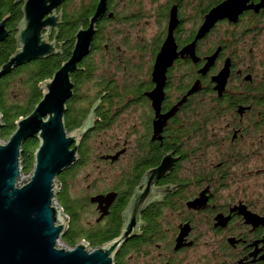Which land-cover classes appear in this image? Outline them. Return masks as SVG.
Returning a JSON list of instances; mask_svg holds the SVG:
<instances>
[{"label":"flooded vegetation","instance_id":"af4514ba","mask_svg":"<svg viewBox=\"0 0 264 264\" xmlns=\"http://www.w3.org/2000/svg\"><path fill=\"white\" fill-rule=\"evenodd\" d=\"M214 1H219L217 6L224 0H107L106 14L95 25L91 51L85 58H92L94 67L87 92L76 94L93 103L84 120L93 112L92 128L85 135L90 154L84 164L77 162L70 170L75 174L93 161L97 168L119 172L107 175V183L95 179L87 185L85 236L92 239L96 230L101 238L115 235L102 245L117 239L127 206L136 191L144 189L145 173L155 169L164 155L176 159L171 170L153 184L156 191L140 215L137 234L122 244L114 264H264V8L258 13L243 12L235 23L216 22L196 41V62L189 55H179L193 43L205 15L214 8L206 12V6ZM251 3L256 5L259 0ZM59 14L61 20L52 35L61 52L57 56L68 46L59 33L64 24L61 6ZM92 16L77 31L87 29ZM147 29L156 33L150 41L146 40ZM168 33H172L178 55L166 71L164 98L156 113L144 94L156 86L151 72ZM127 54L143 58L140 65L149 57L148 89L118 96L102 92L114 77L107 70L114 62L120 63L119 69L125 68ZM214 54L212 66L200 74L206 58ZM97 57L100 60L94 61ZM227 62L229 75L218 94L211 79ZM81 63L71 75L72 83L73 76L83 70ZM195 84L198 90L188 95ZM108 98L110 104L105 101ZM173 109L155 135L158 116ZM122 128L133 136L115 133L110 140L99 142L102 134ZM115 156V160L110 158ZM140 156L152 159V167L142 173L145 167H139ZM97 196L106 197L99 209L90 202ZM192 252L195 259L191 260Z\"/></svg>","mask_w":264,"mask_h":264},{"label":"water","instance_id":"95a60500","mask_svg":"<svg viewBox=\"0 0 264 264\" xmlns=\"http://www.w3.org/2000/svg\"><path fill=\"white\" fill-rule=\"evenodd\" d=\"M66 0H15L22 5V20L17 26L15 40L17 49L9 60L0 67V79L14 69L30 62L46 60L60 55L55 37L48 42L52 32H57L61 14L58 8ZM106 1L99 0L94 15L89 19L87 29H80L74 37V46L69 58L60 66L50 80L40 84L41 101L32 113L15 123V131L5 144H0V264H114L115 256L123 243L137 234L142 211L152 202L153 184L165 176L176 159L164 155L155 169L145 173L142 185L144 189L136 191L123 216L124 225L117 239L95 249H88L83 243L72 250L58 247L66 233L68 222L62 218V210L55 204L57 177L74 166L78 160V148L82 137L92 128V114L83 125L67 132L64 116L66 103L72 97L73 83L71 75L78 71V65L90 54L95 25L106 14ZM252 0H224L212 8L204 17V23L194 41L185 47L179 55H189L194 62V45L203 38L218 21L228 20L235 23L247 10L258 13L264 8V0L256 5ZM8 17L0 21V45L7 40ZM45 33V34H43ZM176 47L172 33H168L157 54L151 82L156 85L144 95L149 99L151 108L158 113L164 98L166 71L175 60ZM215 55L206 58V64L199 71L204 75L212 66ZM229 75L228 62L218 75L211 80L214 90L221 94ZM153 78V80H152ZM198 90L197 84L188 95ZM185 98L178 104L181 105ZM172 112L158 116V134ZM3 124L0 116V142ZM34 139L38 148L34 153L33 169L26 183L20 185L23 175L21 162L22 146L27 140ZM118 156L110 157L115 160ZM162 193V190H159ZM109 196V195H108ZM106 197L97 196L90 200L93 204L105 203ZM110 198V197H108ZM180 240V239H179ZM179 246L177 242L176 248Z\"/></svg>","mask_w":264,"mask_h":264},{"label":"trees","instance_id":"16d2710c","mask_svg":"<svg viewBox=\"0 0 264 264\" xmlns=\"http://www.w3.org/2000/svg\"><path fill=\"white\" fill-rule=\"evenodd\" d=\"M74 0H66L61 5V10L64 15L63 20L64 24L61 27L59 33H63V38L68 42L67 49L63 52L61 56L51 57L46 60L30 62L27 65L21 66L14 69L8 75L0 79V116L2 119L3 129L1 131V138L8 139L13 132L15 131V123L21 119L29 116L34 110L35 106L41 101L42 94L39 91L38 85L43 83L46 80H50L55 72L58 71L60 66L68 59L69 53L71 51V45L73 44V34L79 29L87 25L88 18L93 15L95 8V0H86V2L81 1L78 6H74ZM219 1H214L213 3L206 6V12L212 6H214ZM215 7V6H214ZM22 5H16L15 0H0V21L8 17L7 26L9 27V37L5 42L0 45V67L4 65L9 58L14 54L17 49V43L15 40L16 29L22 20L21 14ZM207 47V46H206ZM152 52V51H151ZM93 60L92 58L85 59L81 63L82 71H79L74 77L73 84V95L68 101V107L64 116L65 127L67 132H73L74 130L80 128L92 106V101L83 96L77 97V90L80 86H85L89 82V73L93 69ZM116 64V69L121 67L119 62H114ZM150 73V68H148ZM140 72V71H139ZM20 74H25L24 83L25 88L27 89V94L23 98L22 102L11 103L7 98V91L9 84L14 81L17 76L21 77ZM136 74V70L135 73ZM134 84L125 88L122 93H118V85L116 84L115 79L110 78L106 84L103 85L105 88L104 91L109 95H120L126 93H136L138 90L142 91L143 89H148V74L143 79L139 81L138 78L135 79ZM29 81V82H28ZM31 82V83H30ZM100 86L99 88H101ZM143 88V89H142ZM80 101V102H79ZM109 104L111 99L108 98L105 100ZM79 103H82L83 106ZM88 133V132H87ZM78 148V163L77 165L84 164V160L90 154V148L88 147L87 136H84L82 142ZM38 148V142L34 139L27 140L22 146L21 162L23 167L24 174H30L33 169L34 153ZM140 164L146 168L152 167V159L145 160L144 157L140 156ZM157 157L160 158V154L157 153ZM73 175L72 170L68 169L63 171L58 177L57 182L61 186L60 193L56 196L55 201L58 203V207L62 212L68 216L70 222L68 225V230L62 238L63 243L70 247L74 248L79 240H84L90 244L91 249H95L98 246L108 242L115 235L107 237H98L97 231L92 236V239H88L85 236L86 231L80 225L79 219L81 214H87L88 211L86 208L87 201H83L80 198L75 199L73 196L67 193L69 191V178L71 179ZM70 193V191H69ZM85 211V212H84ZM147 231V228L145 229ZM147 237V234L145 235ZM140 245H135L139 247Z\"/></svg>","mask_w":264,"mask_h":264},{"label":"rangeland","instance_id":"374dc122","mask_svg":"<svg viewBox=\"0 0 264 264\" xmlns=\"http://www.w3.org/2000/svg\"><path fill=\"white\" fill-rule=\"evenodd\" d=\"M81 1L86 2V0H74L73 1L74 6H78L81 3ZM81 4H85V3H81ZM149 7H148V9H149ZM154 34H156V33H150V30L147 29L146 40L150 41L151 36L153 37ZM16 35H17V31H16ZM52 35H53V32L50 36H48V38H47L48 42H51V40H53ZM213 36H215V35H213ZM131 43L135 44V39H131ZM137 56H139V55L127 54L128 60L126 59L125 62H123L124 64L126 63L125 68L116 69V64H113L110 67V70L112 71V73L110 72L109 69L107 70V73L109 72L110 74L114 75L113 79H115L114 82H116V84L118 85V87H117V89L119 90L118 93H122V91L125 88H127L128 86H131L132 83L134 84V82L136 81L135 80L136 78H138L139 81L140 80L143 81V79L147 76V74H148V69H147L148 68L147 67L148 61H147V59H149V57L146 56L145 57L146 62L140 65L139 63L141 60H143V58L137 59ZM99 60H100V57L99 58L97 57L94 59V61H99ZM113 67H115V69H112ZM135 70H136V74H134ZM20 75H21V77L17 76V78L9 84V88L7 91V98H8V101L11 103L22 102L23 98H25V95L27 94V89L25 88V83H24V78H23L25 76V74H20ZM144 82L146 83L147 80ZM87 87H88L87 85L80 86V88L77 90V93L78 94L86 93ZM38 88H39L40 93L42 94L43 91L41 89L40 84L38 85ZM79 104L81 105V107L83 106L82 103H79ZM67 107H68V102L66 103V109H67ZM134 119L135 118L133 117V120ZM1 121H2V119H1ZM133 122H135V121H133ZM133 122H130V123H133ZM121 130L122 131H116V130L114 131L113 130V131L108 132L107 134H102V137L99 138V142L110 140V137L113 136L115 133L118 134L119 136L120 135L122 136L124 134L129 135V136H133V134L126 132L128 130V128H125V129L122 128ZM136 137H137V135H136ZM7 140L8 139L1 138L0 144H2V145L5 144L7 142ZM95 144H92V149H94ZM120 164L122 165L123 161H121L119 163V165ZM96 165H97L96 162L91 161L89 164H86L85 166H81V169L78 170L77 172L75 170V174L73 173L72 178L71 179L69 178V184L68 185H69L70 193H69V191H67V193L70 194L71 196H73V198H75V196H77L78 198L83 200V198L85 197L84 195H85V190L87 188V185L88 184L90 185L93 182V180H95V179L100 180L101 179V181L103 183H107V181L109 179V177L107 175H115L116 173L119 172L116 169H104L102 167L97 168ZM28 179H29V174L27 175V174L23 173V175L19 179V184L22 185V184L26 183L28 181ZM56 185H58V187L56 189V196H57L61 191V186L58 182H56ZM262 192L264 193V190ZM56 196H55V198H56ZM55 204L58 206V203L56 201H55ZM62 214H63V218L65 219V221L68 222V225H69L70 220H69L68 216H66L63 212H62ZM85 215L86 214H81V217L79 219V222L81 221L80 225L81 224L84 225L86 223V221L88 220L87 219L88 216H85ZM68 225H67V230H68ZM81 243H83L88 249H91V247L88 246V243L84 240H79L77 245L81 244ZM57 245H58V247H61V248H66V249H70V250L73 249V248L66 246L63 243L62 239L59 242H57ZM193 255H194V252L189 253V256H191L190 257L191 260L195 259V257H193ZM136 261L137 260L135 259L134 262H136ZM137 263H135V264H137Z\"/></svg>","mask_w":264,"mask_h":264},{"label":"bare ground","instance_id":"6f19581e","mask_svg":"<svg viewBox=\"0 0 264 264\" xmlns=\"http://www.w3.org/2000/svg\"><path fill=\"white\" fill-rule=\"evenodd\" d=\"M209 11H210V10H209ZM209 11H208V12H209ZM62 218H63V216H62ZM65 249H66V248H65Z\"/></svg>","mask_w":264,"mask_h":264},{"label":"built area","instance_id":"2783aa9c","mask_svg":"<svg viewBox=\"0 0 264 264\" xmlns=\"http://www.w3.org/2000/svg\"><path fill=\"white\" fill-rule=\"evenodd\" d=\"M68 250H70V249H68Z\"/></svg>","mask_w":264,"mask_h":264}]
</instances>
